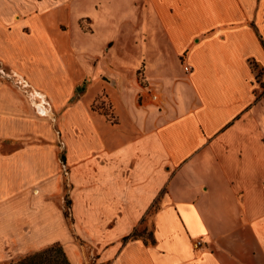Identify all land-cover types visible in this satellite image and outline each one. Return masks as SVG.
Here are the masks:
<instances>
[{
	"label": "crops",
	"instance_id": "crops-1",
	"mask_svg": "<svg viewBox=\"0 0 264 264\" xmlns=\"http://www.w3.org/2000/svg\"><path fill=\"white\" fill-rule=\"evenodd\" d=\"M0 59L53 96L93 79L64 118L71 221L47 149L0 155V260L264 264V0H0ZM139 71L159 107L130 101ZM100 89L120 125L92 112Z\"/></svg>",
	"mask_w": 264,
	"mask_h": 264
},
{
	"label": "rangeland",
	"instance_id": "rangeland-1",
	"mask_svg": "<svg viewBox=\"0 0 264 264\" xmlns=\"http://www.w3.org/2000/svg\"><path fill=\"white\" fill-rule=\"evenodd\" d=\"M81 24L84 28L89 27V23L85 20ZM86 42H84L85 45H87ZM82 43L83 41L79 44L82 45ZM118 53L123 55L121 50ZM101 77L103 80L109 79L108 75H101ZM128 80L130 81H126V90L130 93V101L133 105H141L147 108L151 105L159 107L162 104V95L149 87L142 77L141 71L132 77H128ZM92 83L93 79L85 80L68 98L53 96L36 87L18 69L5 64L0 59V90L4 91L6 95L13 96L9 100L12 102L14 100L17 106L16 113L6 112L4 114L5 127L0 129V155H10L28 147L47 149V155L51 157L54 165L57 166L58 173L63 177L64 195L61 202L63 211L70 221L72 212L70 193L73 185L70 180V165L68 164L67 137L69 132L64 127V118L68 108L76 103L80 96L88 92ZM99 88L97 86L91 91L90 98L99 91ZM154 96L157 99H154ZM89 105L92 112L108 124L120 125L121 118L116 114L114 107L108 100V95L102 89L95 98H92ZM154 213V210L149 213L147 221L152 219ZM139 233L144 234L148 243L153 239L149 226L144 225L139 228ZM57 250L58 248L50 251L42 250L41 252H45L41 258L32 264H65L63 256ZM33 255L2 259L0 264H30L26 259ZM88 264L99 263L91 259Z\"/></svg>",
	"mask_w": 264,
	"mask_h": 264
},
{
	"label": "trees",
	"instance_id": "trees-1",
	"mask_svg": "<svg viewBox=\"0 0 264 264\" xmlns=\"http://www.w3.org/2000/svg\"><path fill=\"white\" fill-rule=\"evenodd\" d=\"M137 237H143V238H144V234H140L139 231H136V232L132 235V238H137ZM144 239H145V238H144ZM146 243H147V242H146ZM151 244H154V240H151ZM55 248H58L57 251H58L59 254H61V255L63 256V260H64L65 264H69L68 261H67V259H66V257H65V255H64V253H63V250H62V248H61L60 246L55 245V246L49 247V248L46 249V251H48V250L50 251V250H53V249H55ZM44 252H45V251H44ZM44 252L36 253V254H34L33 256L28 257V259H26V261H28L30 264H32L33 262L38 261V259L41 258V255H42Z\"/></svg>",
	"mask_w": 264,
	"mask_h": 264
},
{
	"label": "built area",
	"instance_id": "built-area-1",
	"mask_svg": "<svg viewBox=\"0 0 264 264\" xmlns=\"http://www.w3.org/2000/svg\"><path fill=\"white\" fill-rule=\"evenodd\" d=\"M185 70L187 71V72H190V67H185ZM154 99H157V97L156 96H154ZM202 247V243L200 242V241H196V242H194L193 243V249H200Z\"/></svg>",
	"mask_w": 264,
	"mask_h": 264
}]
</instances>
